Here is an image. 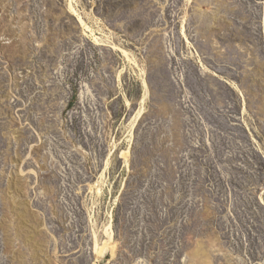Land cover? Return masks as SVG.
<instances>
[{
	"label": "rangeland",
	"instance_id": "374dc122",
	"mask_svg": "<svg viewBox=\"0 0 264 264\" xmlns=\"http://www.w3.org/2000/svg\"><path fill=\"white\" fill-rule=\"evenodd\" d=\"M72 6L0 0V264H264V0Z\"/></svg>",
	"mask_w": 264,
	"mask_h": 264
},
{
	"label": "bare ground",
	"instance_id": "6f19581e",
	"mask_svg": "<svg viewBox=\"0 0 264 264\" xmlns=\"http://www.w3.org/2000/svg\"><path fill=\"white\" fill-rule=\"evenodd\" d=\"M70 11L78 18V20H79V22H80V24H81V26H83V28H85V29H87L88 31H89V28H87V26L83 23V21L80 19V17H78V15L76 14V12L74 11V9H73V6H72V0H70ZM91 33H93L92 31H91ZM95 36V35H94ZM93 36V38L95 39V42H99L100 40H98V39H96L95 37ZM257 52V51H256ZM258 60V59H257ZM166 62L165 61H162L161 63H160V65L159 66H161V65H164ZM146 99H147V97H146ZM144 102H146L145 100H143ZM142 105H143V103H142ZM143 107V106H142ZM142 114V113H141ZM138 117L139 118H141V116L140 115H138ZM136 119V118H135ZM134 121H137V120H134ZM111 222V221H110ZM111 223H114V222H111ZM112 226H114V225H112ZM106 229V228H105ZM108 231H110V230H106V234H108ZM108 236H109V239H111V235L110 234H108ZM112 241H114V240H111V242ZM111 242H109L108 240H107V243L105 244V246H102L97 240H96V242H95V255H96V259H97V262L95 263V264H98L99 262H100V260L102 261V258H103V256H105V254H106V252L108 251V249H109V247L111 246ZM112 243H114V242H112ZM111 248V247H110Z\"/></svg>",
	"mask_w": 264,
	"mask_h": 264
}]
</instances>
